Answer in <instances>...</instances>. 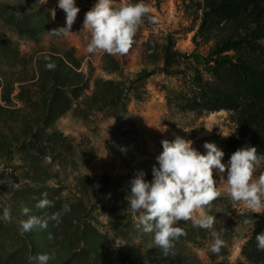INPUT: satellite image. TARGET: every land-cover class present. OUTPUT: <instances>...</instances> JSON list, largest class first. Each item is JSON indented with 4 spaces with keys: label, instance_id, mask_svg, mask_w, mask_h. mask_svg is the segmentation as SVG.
<instances>
[{
    "label": "rangeland",
    "instance_id": "obj_1",
    "mask_svg": "<svg viewBox=\"0 0 264 264\" xmlns=\"http://www.w3.org/2000/svg\"><path fill=\"white\" fill-rule=\"evenodd\" d=\"M96 2L76 0L80 12L63 37L51 32L65 26L58 0H0V216L10 207L15 218L0 220V264H29L28 256L44 253L54 254L49 264H253L242 255L252 225L237 218L249 210L227 196L205 209L233 230L217 256L208 236H182L164 256L154 234L136 227L125 197L137 171L153 179L162 140L179 136L206 154L209 136L239 135L235 112L184 109L179 97L192 96L197 73L213 76L224 41L251 40L257 25L204 22V0H144L157 22L145 18L128 54H89L82 26ZM124 2L138 0H115ZM45 55L55 70L45 68ZM224 178L214 170L217 183ZM45 192L54 207L36 209ZM64 203L71 211L59 224L20 235L21 206L43 217Z\"/></svg>",
    "mask_w": 264,
    "mask_h": 264
},
{
    "label": "clouds",
    "instance_id": "obj_2",
    "mask_svg": "<svg viewBox=\"0 0 264 264\" xmlns=\"http://www.w3.org/2000/svg\"><path fill=\"white\" fill-rule=\"evenodd\" d=\"M57 7L65 13V26L51 32L57 36L67 37L77 19L80 8L76 0H58ZM152 9L144 3L124 2L116 6L115 0H97L94 6L85 13L82 30L90 34L86 51L89 54L104 53L111 56H123L129 53L134 38L143 25L145 18L150 23L157 22L151 15ZM47 70H55V63L44 56ZM210 132L212 128H207ZM163 151L156 157L158 167H152L151 181L145 179L143 170L137 171L130 181V192L125 199L130 210L137 215V228L144 233L154 234V244L168 256L175 247V241L186 236L179 222L191 221L194 227L212 230L216 217L205 209L222 196L233 202L242 204L251 213H264V171L257 175V169L264 164V155L258 154L255 146H245L233 152L228 163H223L224 151L215 143L205 142L207 150L202 154L193 147V142L177 136L173 141L162 140ZM214 170L221 177L214 179ZM224 183V187H220ZM54 207L48 199L47 192L35 204V208L44 210ZM71 207L64 203L61 209L47 216L32 214L27 206H21V216L26 219L17 221L20 235L33 230H47L49 221L61 222V217L69 213ZM15 218L10 207L3 209L0 220L11 223ZM255 223L246 219L245 223ZM213 241L210 251L219 253L224 246L223 239L216 231H212ZM51 239V234H49ZM257 247L264 250V232L256 235ZM54 254H37L28 256L29 264H49Z\"/></svg>",
    "mask_w": 264,
    "mask_h": 264
},
{
    "label": "trees",
    "instance_id": "obj_3",
    "mask_svg": "<svg viewBox=\"0 0 264 264\" xmlns=\"http://www.w3.org/2000/svg\"><path fill=\"white\" fill-rule=\"evenodd\" d=\"M205 18L220 22L248 19L257 25L251 40L241 38L224 41L213 55V76L204 80L200 73L195 75L198 88L192 96L179 97L180 106L188 110L216 112L233 111L237 114L238 136L213 134L208 141L215 143L225 154H232L245 146H255L259 155H264V0H204ZM233 51L234 55L228 52ZM240 222L252 219V232L242 246V255L253 264H264V250L257 247L256 235L264 232V214L243 211L237 214ZM184 238L210 237L216 231L224 241L219 253L226 252L225 244L230 241L233 230L215 223L212 230L189 224L184 227Z\"/></svg>",
    "mask_w": 264,
    "mask_h": 264
}]
</instances>
